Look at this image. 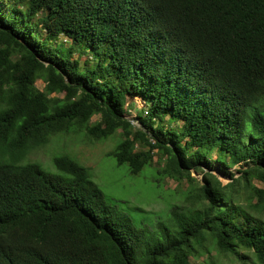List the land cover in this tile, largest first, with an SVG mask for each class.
Segmentation results:
<instances>
[{
	"label": "trees",
	"instance_id": "trees-1",
	"mask_svg": "<svg viewBox=\"0 0 264 264\" xmlns=\"http://www.w3.org/2000/svg\"><path fill=\"white\" fill-rule=\"evenodd\" d=\"M73 131L119 132L110 153L132 174L157 156L164 178L189 182L186 205L151 230L70 155L53 158L59 173L30 160ZM252 178L264 182V0H0V264H193L213 250L264 264Z\"/></svg>",
	"mask_w": 264,
	"mask_h": 264
},
{
	"label": "rangeland",
	"instance_id": "rangeland-1",
	"mask_svg": "<svg viewBox=\"0 0 264 264\" xmlns=\"http://www.w3.org/2000/svg\"><path fill=\"white\" fill-rule=\"evenodd\" d=\"M36 85L43 88L45 82L38 79ZM139 110L140 105L135 103L131 116L134 117ZM97 118L99 114L93 115L92 120ZM132 121L134 124H139L136 119ZM119 135V132H116L107 138L91 140L85 131L58 133L46 145L33 152L30 160L38 161L46 171L59 173L53 158L59 155H70L90 168L92 178L102 188L106 200L129 213L137 225L161 232V222L169 223L171 206L186 205L181 191L189 188V182L185 180L178 186L175 180L169 177L164 178L158 169L157 156L154 157V164L146 165L138 174H132L127 163H118L110 153L118 143ZM240 167L237 165L229 167L228 170L240 176L242 174L239 172ZM213 168L214 173L224 183L230 180L219 170L218 163H214ZM192 175L200 180L203 178L201 171L193 170ZM251 182L259 188H264V182L255 178H252ZM244 190L239 200L246 206L248 202L243 198L246 196ZM256 200L257 197L253 199V202ZM262 215L264 217V209ZM208 255H212L213 260L219 264H240L231 256L218 254L215 250L211 254L191 258V263L212 264Z\"/></svg>",
	"mask_w": 264,
	"mask_h": 264
},
{
	"label": "built area",
	"instance_id": "built-area-1",
	"mask_svg": "<svg viewBox=\"0 0 264 264\" xmlns=\"http://www.w3.org/2000/svg\"><path fill=\"white\" fill-rule=\"evenodd\" d=\"M133 122V121H132Z\"/></svg>",
	"mask_w": 264,
	"mask_h": 264
}]
</instances>
